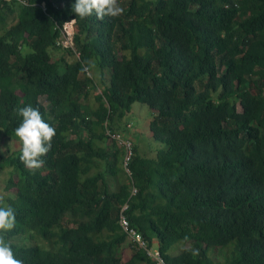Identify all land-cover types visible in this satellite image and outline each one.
Segmentation results:
<instances>
[{
	"label": "trees",
	"instance_id": "trees-1",
	"mask_svg": "<svg viewBox=\"0 0 264 264\" xmlns=\"http://www.w3.org/2000/svg\"><path fill=\"white\" fill-rule=\"evenodd\" d=\"M72 3L0 0V134L13 144L0 206L15 213L0 238L14 258L155 264L121 230L127 204L166 264H264V0H117L103 18ZM135 103L164 148L134 143L128 176L115 136ZM26 105L55 129L37 169L14 134Z\"/></svg>",
	"mask_w": 264,
	"mask_h": 264
},
{
	"label": "clouds",
	"instance_id": "clouds-1",
	"mask_svg": "<svg viewBox=\"0 0 264 264\" xmlns=\"http://www.w3.org/2000/svg\"><path fill=\"white\" fill-rule=\"evenodd\" d=\"M71 10L81 18L93 13L97 18H103L116 16L122 12L117 0H73ZM72 25L74 27V22ZM18 113L21 116V122L14 129V134L21 144L19 158L27 168L37 169L44 163L41 157L49 151L55 129L45 122L39 110L32 106L26 105L18 109ZM14 222L13 209L10 206H0V232L10 230L14 226ZM0 264H21L19 259L14 258L9 244L2 238H0Z\"/></svg>",
	"mask_w": 264,
	"mask_h": 264
},
{
	"label": "rangeland",
	"instance_id": "rangeland-1",
	"mask_svg": "<svg viewBox=\"0 0 264 264\" xmlns=\"http://www.w3.org/2000/svg\"><path fill=\"white\" fill-rule=\"evenodd\" d=\"M72 24L73 22H70L63 27L62 36L67 38L68 35H71L72 37V34L75 32V29ZM62 42H65V41L62 40ZM71 45H72L71 41L70 40L67 41L66 47H70ZM61 54L62 53L58 51L53 53V55H55L56 58H58ZM63 56H64V59L68 62L74 59L71 55L64 54ZM88 75L96 76L93 70H90ZM106 76H108V74H106ZM97 93H99V91ZM93 102H94L93 99H91L90 103L93 104ZM150 118H151L150 112L148 111L145 105H142L139 103L133 104L131 108V113L129 115V120L131 123H129L128 125H130V127L127 128L125 132H123L124 134L127 133V135L132 137L134 143L136 142L137 144H139L140 150L145 155L148 154L149 156L150 154H153L156 151L164 148L163 144L155 142L151 138V134L148 129ZM12 151H13L12 141L10 139L2 138L0 134V153L3 155H6L7 153H11ZM119 165H121V162H119ZM101 169L102 170L105 169L104 163H102ZM7 177L8 175L6 171L0 172V199L4 196L11 195L9 193H5L2 189L6 182ZM118 178H120V175L118 176ZM108 181L110 183L111 189L113 190L116 189L117 184L113 181V179L112 178L108 179ZM177 248L182 250L184 248L183 243H178ZM126 256L128 257L129 254H127Z\"/></svg>",
	"mask_w": 264,
	"mask_h": 264
},
{
	"label": "built area",
	"instance_id": "built-area-1",
	"mask_svg": "<svg viewBox=\"0 0 264 264\" xmlns=\"http://www.w3.org/2000/svg\"><path fill=\"white\" fill-rule=\"evenodd\" d=\"M70 37L71 35H68L67 38L62 36L61 43L63 46L66 47L67 41L72 40V37L71 38ZM62 40H64L65 42H62ZM129 127L130 125H127V128ZM122 137H123V133H120L119 135L115 136V139L117 140L118 146L124 149V153L122 155L123 168L126 174L130 176L131 173L127 165L129 164L131 157H132V153H133L132 151L133 140L127 134L125 136L127 138H122ZM135 194H136V190H132L131 195H135ZM127 207H128L127 204H124L121 207L120 214H119V225L121 227V230L127 235L128 239L131 241V244H132L131 247L135 248L136 250H143L145 254H147V256L150 258V260L154 262L155 264H165V261L163 257L161 256V254L159 253L156 246L149 248L147 242L142 238V235L138 233L134 228L130 227V224L127 218L123 214L124 211L127 209Z\"/></svg>",
	"mask_w": 264,
	"mask_h": 264
},
{
	"label": "crops",
	"instance_id": "crops-1",
	"mask_svg": "<svg viewBox=\"0 0 264 264\" xmlns=\"http://www.w3.org/2000/svg\"><path fill=\"white\" fill-rule=\"evenodd\" d=\"M136 143V142H135Z\"/></svg>",
	"mask_w": 264,
	"mask_h": 264
}]
</instances>
